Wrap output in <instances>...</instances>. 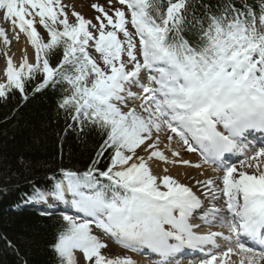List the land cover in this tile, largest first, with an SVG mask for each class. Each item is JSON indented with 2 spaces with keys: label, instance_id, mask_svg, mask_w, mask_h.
Instances as JSON below:
<instances>
[{
  "label": "snow or ice",
  "instance_id": "1",
  "mask_svg": "<svg viewBox=\"0 0 264 264\" xmlns=\"http://www.w3.org/2000/svg\"><path fill=\"white\" fill-rule=\"evenodd\" d=\"M108 5L91 4L94 23L62 0H0L11 24V36L0 27L6 58L0 98L12 90L23 95L38 76L34 91L66 85L58 101L72 121L65 132L88 127L103 137L85 171L60 168L49 175L48 190L33 185L28 197L70 202L91 218L63 215L50 245L58 264H137L129 255L106 254L93 224L124 249L158 254L160 264H175L184 249L201 253L189 264H234L232 255L239 264H259L264 140L258 146L249 134L264 133V0L258 10L232 0L201 3L202 11L193 0ZM21 33L34 58L22 50L17 64L8 46ZM174 139L198 151L200 161L183 159ZM153 162L200 169L198 191L168 167L154 172Z\"/></svg>",
  "mask_w": 264,
  "mask_h": 264
},
{
  "label": "trees",
  "instance_id": "2",
  "mask_svg": "<svg viewBox=\"0 0 264 264\" xmlns=\"http://www.w3.org/2000/svg\"><path fill=\"white\" fill-rule=\"evenodd\" d=\"M193 2L199 9L201 3L217 5L223 0ZM232 3L258 10V0ZM58 61L54 56L53 66ZM41 80L38 76L27 82L23 95L12 90L0 98V264H58L50 245L65 224L63 218L19 212L15 207L33 185H47L49 175L58 174L60 168L85 171L103 140L95 128L65 132L72 121L58 109V101L66 85L49 84L34 91ZM107 163L106 152L97 167L103 170Z\"/></svg>",
  "mask_w": 264,
  "mask_h": 264
},
{
  "label": "bare ground",
  "instance_id": "3",
  "mask_svg": "<svg viewBox=\"0 0 264 264\" xmlns=\"http://www.w3.org/2000/svg\"><path fill=\"white\" fill-rule=\"evenodd\" d=\"M0 27H5L8 34L11 36V24L5 23L3 17H0ZM17 31H19V30L17 29ZM3 49H4V45L2 44V42H0V77L4 78L5 75H4L3 70L6 67V58H5V55L3 53ZM25 49L27 50L29 56L33 58L32 49H31L30 45L27 44L26 37L21 33L19 40L12 39L11 44L8 46V54L11 55L13 57L14 62L18 64L22 55H23L22 50H25ZM161 148H163V145H161ZM186 151L187 150L185 149L184 152H186ZM181 156H182V153H181ZM182 158L185 159L184 157H182ZM234 158L235 157H232V159H234ZM152 167H153L154 172H159V173H162V170L164 167H168L169 174L177 177L182 183L188 184L189 186H193L194 190H197V191H198V189H196L194 186V180H195V178H203L200 176L201 170L193 168V167L182 166V165H176V166L165 165V164H163V162H160L159 168H157L156 162H153ZM204 167H205V169H207L208 173L211 174L210 167L209 166H204ZM213 230H222V231L226 232V229L214 228ZM135 252L138 253V251H135ZM147 255H149V254H147ZM135 259H136V261H142V259H139L138 257H136ZM153 260L156 262L158 259L153 257ZM231 261L234 262V264H239V257L236 255H232ZM146 264H149V262L146 261ZM150 264H152L151 261H150ZM259 264H264V263L261 260L259 262Z\"/></svg>",
  "mask_w": 264,
  "mask_h": 264
},
{
  "label": "rangeland",
  "instance_id": "4",
  "mask_svg": "<svg viewBox=\"0 0 264 264\" xmlns=\"http://www.w3.org/2000/svg\"><path fill=\"white\" fill-rule=\"evenodd\" d=\"M92 0H62V3L65 5H69L71 6L69 8V12H71L72 8H74L76 11L80 12L82 15L85 16V18L88 19H93V22L95 23L94 17L97 15L96 11L94 9L91 8V4L90 3ZM114 3L116 2L115 0H113ZM96 3H99L101 5H103L105 8H108V0H96ZM119 6V5H117ZM38 30L42 33V35H45V30L38 26ZM46 38V36H45ZM34 58V56H33ZM6 79H1L0 82H4ZM92 227V231L93 234L99 236L105 243H109V239L105 236H103V234L100 232V230L96 229L94 227V224L91 225ZM123 249V248H122ZM120 247L118 246H112V245H108V247L106 249H104V252L106 254H110V255H115V254H122V255H129L131 256L130 253L125 252L124 250H122ZM77 257L78 259L82 260V254L81 253H77Z\"/></svg>",
  "mask_w": 264,
  "mask_h": 264
}]
</instances>
